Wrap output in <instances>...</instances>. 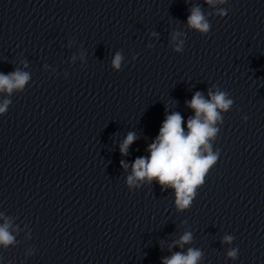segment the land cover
Returning a JSON list of instances; mask_svg holds the SVG:
<instances>
[{
    "label": "clouds",
    "instance_id": "obj_1",
    "mask_svg": "<svg viewBox=\"0 0 264 264\" xmlns=\"http://www.w3.org/2000/svg\"><path fill=\"white\" fill-rule=\"evenodd\" d=\"M204 2L216 8L214 15L224 18L228 15L229 9L219 7L228 3V0H204ZM187 25L190 29L207 36L211 30V23L206 18L200 6L190 9L187 17ZM153 36L157 33L153 32ZM180 33H175L172 40L175 41L174 52L184 51V39H178ZM123 55L116 52L111 61V67L117 71L121 69ZM25 67L27 65L25 64ZM30 74L26 71L16 69L4 74L0 73V93L11 95L14 90L23 92L25 85L30 80ZM11 100L5 99L0 103V116L6 114ZM187 106L195 113L187 120V131L182 127L184 119L177 111L167 114L161 127L159 135L148 145V156H140L135 159L132 167V174L127 177L129 192L134 187L138 188L137 181L147 180L149 184L156 181L162 191L168 188L174 190L175 205L178 211L189 209L193 204L198 191L205 183V178L210 169L218 162L220 150L213 149L215 140L218 138L220 127L223 125L222 113H227L233 106L234 101L227 91L221 90L213 85L208 89V99L202 92H195ZM166 113L168 109H165ZM247 120V117H244ZM137 139L135 133L129 132L120 145L122 156L128 154L129 146ZM121 166L125 169L128 165L121 161ZM10 223L5 222L0 225V246L7 248L13 245L15 237L9 232ZM234 237L225 235L221 243L231 245ZM192 242V233L185 232L178 241L174 242L181 248L185 244ZM238 248L231 247L227 251V257L233 261L238 258ZM31 254V253H30ZM203 252L197 248H188L187 252H176L170 257L163 258L162 264H198L202 259Z\"/></svg>",
    "mask_w": 264,
    "mask_h": 264
}]
</instances>
